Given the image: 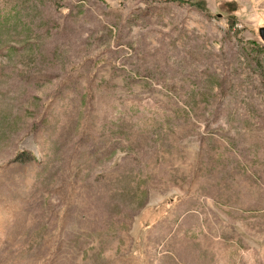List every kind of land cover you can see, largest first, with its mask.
I'll list each match as a JSON object with an SVG mask.
<instances>
[{"label": "rangeland", "instance_id": "rangeland-1", "mask_svg": "<svg viewBox=\"0 0 264 264\" xmlns=\"http://www.w3.org/2000/svg\"><path fill=\"white\" fill-rule=\"evenodd\" d=\"M261 27L264 0H0V264H264Z\"/></svg>", "mask_w": 264, "mask_h": 264}, {"label": "water", "instance_id": "water-1", "mask_svg": "<svg viewBox=\"0 0 264 264\" xmlns=\"http://www.w3.org/2000/svg\"><path fill=\"white\" fill-rule=\"evenodd\" d=\"M259 34H260V37H261V39H262V41H263V43H264V27H261V28L259 29Z\"/></svg>", "mask_w": 264, "mask_h": 264}, {"label": "trees", "instance_id": "trees-1", "mask_svg": "<svg viewBox=\"0 0 264 264\" xmlns=\"http://www.w3.org/2000/svg\"><path fill=\"white\" fill-rule=\"evenodd\" d=\"M200 6V5H199Z\"/></svg>", "mask_w": 264, "mask_h": 264}]
</instances>
